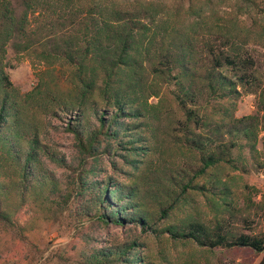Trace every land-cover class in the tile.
<instances>
[{
    "label": "trees",
    "instance_id": "16d2710c",
    "mask_svg": "<svg viewBox=\"0 0 264 264\" xmlns=\"http://www.w3.org/2000/svg\"><path fill=\"white\" fill-rule=\"evenodd\" d=\"M54 2L0 0V233L10 238L14 264H154L138 229L168 233L210 250L246 247L264 252V232L238 234L224 219L214 227L196 219L170 221L179 197L194 191L216 195L220 210H236L227 171L239 167L235 162L241 157L233 156L234 148L256 150L258 128L253 115L234 118L236 100L231 93L239 83L256 82L253 58L210 45L209 56L200 58L195 35H190L197 33L198 21L191 22L188 36L177 31L169 39L164 36L167 27L160 34L152 32L142 18L127 9L109 8L107 0L94 2L86 14L82 0H66L68 26L83 23V35H66L57 24L48 25L50 32L43 35L34 21ZM38 43L51 45L52 54L72 68L75 96L63 100L48 95L44 104L45 116L56 121L46 128L52 136L66 137V154L43 140L49 134L41 132V125L24 122L19 100L11 92L7 47L26 52ZM225 67L234 70L233 75L225 74ZM163 89L170 95L175 118L163 105ZM152 97L159 100L152 102ZM211 99L225 103L219 108L213 104L210 113ZM161 131L171 134L179 153L196 156L193 168H165L159 174L143 168L158 148L154 140ZM7 165L16 169L15 180L7 174ZM202 179L211 180L220 192L201 184ZM178 188L181 196L174 197ZM13 189L18 192L16 212L11 207ZM31 194L45 208L46 218L68 231L75 229L69 243L44 260L47 245L30 222L18 216ZM85 221L89 224L83 225ZM162 222L169 223L162 227ZM114 228L125 238L116 239Z\"/></svg>",
    "mask_w": 264,
    "mask_h": 264
},
{
    "label": "rangeland",
    "instance_id": "374dc122",
    "mask_svg": "<svg viewBox=\"0 0 264 264\" xmlns=\"http://www.w3.org/2000/svg\"><path fill=\"white\" fill-rule=\"evenodd\" d=\"M105 2L106 0H82L81 8L87 12L94 2ZM109 8H122L130 10L131 14L142 18V22L151 26L152 32L160 34L163 27L169 33H165L171 39L178 35L177 31H183L188 36L191 22L198 21L200 27L195 35L200 58L206 59L208 54L207 46H213L221 52L231 53L239 56H250L255 62L254 76L255 83H239L231 97L235 98L236 106L234 118L253 115L257 125L256 150L251 153L248 147L233 149V156L241 157L235 162L239 167L228 169L231 180L228 186L232 191L237 208L231 214L229 210L215 207L216 195L210 192L197 193L189 192L184 198L179 197L177 212L172 216V222L180 223L189 219L200 220L208 227H214L218 220L228 221L229 228L235 233L246 232L259 235L264 232V0H107ZM66 0H55L51 7L44 9L36 18V24L40 28V33L45 35L50 32L48 25L57 24V29H63L66 35L76 33L83 35V23L79 22L72 28L68 26V11L64 10ZM156 14V20L154 15ZM96 16V14H94ZM83 20L85 15H80ZM81 21V20H80ZM158 38H162L160 35ZM82 39V38H81ZM52 47L38 43L35 47L26 52H17L9 45L6 52L7 71L10 74L14 88L11 92L16 95L21 106V115L24 122L41 125V132L49 134L43 140L51 143L57 152L65 153L62 147L66 146V137L52 136L46 128L54 119L45 116L44 104L49 96H60L63 100H71L76 93L73 82L72 68L64 60H59L51 52ZM149 64V63H148ZM150 70V64L147 71ZM224 73L233 75L230 68L225 67ZM170 89H175L173 86ZM176 90V89H175ZM163 105L173 110L172 118H175L170 95L163 89ZM159 99L152 97L150 101L157 102ZM208 111L211 113V106L214 104L219 108L225 101L210 100ZM204 105L206 102L201 101ZM47 125V126H46ZM10 134V130L6 131ZM154 140L157 150L148 156L143 168L154 170L159 174L161 169L171 168L190 170L196 164V156L189 152L179 153L173 145L172 136L169 133L158 134ZM229 136L225 140H229ZM243 158V159H242ZM140 162L139 164H144ZM7 174L10 179L15 180L17 171L13 165H7ZM243 166L247 171L243 170ZM234 176V177H233ZM202 183H207V187L215 194L220 192L219 186H214L211 180L202 179ZM153 193L155 192L151 186ZM181 189L178 188L174 197L179 195ZM11 207L16 212L19 209L18 192L13 189L11 192ZM156 194L159 191L155 192ZM154 193V194H155ZM155 196V200H156ZM219 202L220 199L218 200ZM27 206L24 207L18 216L23 222H30L35 231L40 234L43 242L47 245V250L43 260L52 250L60 248L72 239L75 229L70 231L59 221L54 222L51 218H46V210L42 207L35 194L27 198ZM156 207V206H155ZM17 208V209H16ZM159 209V207H157ZM248 220V224L244 220ZM169 222H162L164 227ZM88 225L89 221L82 223ZM247 225L250 226V229ZM117 229V230H116ZM113 234L116 239L122 240L124 237L121 229ZM137 234L142 236L146 242L147 252L151 255L154 264H259L264 257V252L256 253L250 248L238 247L230 251L219 249L201 248L192 242L175 240L168 233L145 232L138 229ZM12 244L8 234L0 233V264H14ZM41 261L38 264H42ZM51 264V263H50Z\"/></svg>",
    "mask_w": 264,
    "mask_h": 264
}]
</instances>
